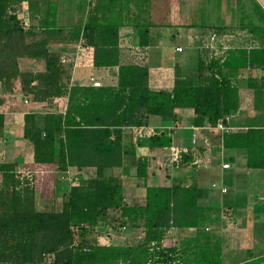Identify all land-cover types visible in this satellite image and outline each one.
I'll use <instances>...</instances> for the list:
<instances>
[{"label":"trees","instance_id":"1","mask_svg":"<svg viewBox=\"0 0 264 264\" xmlns=\"http://www.w3.org/2000/svg\"><path fill=\"white\" fill-rule=\"evenodd\" d=\"M132 2L137 0H89L81 24L58 28L39 11L23 24L22 11L32 0H0V87L16 92L30 107L21 116V137L31 145L32 167L63 176L73 168L76 177L60 199L50 195L37 205L35 180L17 162L0 161V264H221L217 244L199 243L197 233L208 230L203 223L210 209L198 204L193 183L177 176L167 184H146L147 155L130 164L133 184L118 172L125 145L137 129L151 117L167 118L173 125L183 111L192 118L189 125L213 142L212 150L222 148L227 160L233 152H243L245 167L264 169V119L229 123L238 111L236 85L264 89V12L255 3V22L243 23L235 13L230 17L228 31L248 24L244 29L256 43L246 47L217 39L227 25L207 15L202 0L194 14L161 17L156 23L149 16L148 0H141V13H135ZM138 26L193 28L199 41L206 35L190 79L174 82L170 90H155L149 87L146 65L119 63L121 28ZM77 44L85 50L75 52ZM64 54L71 59L62 62ZM76 65L91 70L116 66V74L106 81L96 77L98 86L70 83L69 72ZM48 100L59 107H47ZM219 121L229 129L216 130ZM170 127H150V150L162 151L173 143ZM201 143L187 146L180 170L193 166L194 149L202 151ZM109 212L118 213L112 223ZM115 227L140 228V241L110 243ZM181 229L194 233L183 238ZM248 250V258L229 264H264V251Z\"/></svg>","mask_w":264,"mask_h":264},{"label":"crops","instance_id":"2","mask_svg":"<svg viewBox=\"0 0 264 264\" xmlns=\"http://www.w3.org/2000/svg\"><path fill=\"white\" fill-rule=\"evenodd\" d=\"M180 1H183V3L180 4ZM199 1L201 0H148V8L150 9L149 16L151 17V19L154 18L155 20L153 19L154 20L153 22L156 23V22H160L161 17L169 18L172 16L194 14L196 10L195 7L199 3ZM202 1L203 2L207 1V3L205 4V6H203V8L206 10H209V16L212 18H217L219 23L223 25H227V27L228 25H230L228 23L230 22V17H232V15L234 16V13L235 15H239V13H241L244 9L246 11L254 12L255 3H257L264 12V0H244V3H245L244 7L241 5H237L236 3H233V0H202ZM133 3L134 2H132V4ZM140 4H141V0H137V2L133 4L134 5L133 10H135V13H141L142 7L140 6ZM156 10L157 12H155ZM160 10H162V12L166 14L160 15L161 13ZM242 20H244V18ZM228 33L231 39L232 37H234V40L233 42L226 43L227 45L247 47V46L252 45L253 43H256V39H254L249 32L247 34L245 33L246 35H244L243 37L237 40H236V36H237L236 32L232 33L228 31ZM196 35L197 33L193 28L176 27V28L170 29V26H165V27L139 26L137 28L136 27L135 28L134 27L133 28L123 27L121 28L120 40H119L120 41L119 63L134 62L140 65L148 66L147 63H151L152 61L153 62L164 61V63L167 66L161 67L159 69L161 71V74L158 75L157 78L151 79V82L148 76V83L151 89L169 90L172 87L171 86L168 89V87L171 84H173L174 82L178 80H184L188 78L190 79V74L193 73V68L195 65L193 66V59L191 55L189 54V51L190 50L193 51L192 48L194 47L196 49L195 52H197V56H198L199 45L203 46L204 41L205 40L207 41L206 35H202V37H200L201 38L200 41L195 38ZM187 40L189 42L191 41V44H189ZM178 43L182 45L184 44V45L180 46ZM164 44L166 46H163ZM163 47H167L170 53L171 52L180 53V56H177L175 57V59H172V60L168 59L167 55L161 50L163 49ZM176 47H180V50L176 51L175 50ZM186 53H188V55ZM249 72L251 73V75H255L254 71H249ZM92 73H93L92 76L94 77V79H96V77H100L106 81L108 79H112L115 76L116 66L94 70V72ZM167 74L170 75V79L164 82V76L166 77ZM74 80H78L82 84L88 83L87 79L81 80V78H79V79H74ZM247 90L248 88L240 87V94L247 95ZM15 93L5 90L2 86L0 87V161H5V160L15 161L18 163L19 165L18 169L20 171H24V169H26L25 170L26 172V171H29L30 169L34 174H36L35 177L39 176L40 180H42L43 177H47V179L49 178L48 183H50V188H51L50 192L55 197V195L57 196L59 193H61L63 189H65L66 186L69 185V183L64 184V182L61 179V173L58 174V172L53 171V170H48L43 166L32 167L34 166V164H32L31 162V158H32L31 157V145L29 144L28 141L24 140L21 137V116L24 111L30 110V107L28 104L24 103L23 100H21L17 96V93L15 95L16 97L14 96L13 98V95ZM244 99L245 97L243 98L242 102H244ZM246 101H247L248 107H244L239 110L245 111L246 108H249V107L251 108V106H253L249 104L247 98H246ZM178 114L179 115H178L177 121H180L179 120L180 116H183L188 126L187 125L183 126L182 129H178L176 132L174 131L170 132L171 141L174 144L189 146L188 140H189L191 132H195L197 134V139H198L197 142L199 144H202L201 142L203 140H205L206 142H209V145H208L209 147L207 146L206 149L202 148V151L201 150L195 151L194 149V153L196 155L195 158L197 159V162L194 166L186 168L185 170H182L181 174L175 173L172 175V177H177V176L183 177L184 178L183 182L185 184L193 183L196 186V188H198L200 186V182L204 180L203 178L205 177V179H207L209 177L210 172L214 169V167L218 168V164L220 160L222 161L224 160L225 158L224 152L222 148L220 147L218 151L212 150L211 145H213L212 144L213 142H211L207 134H203L200 131V128H197V126L189 125L192 118L188 116L187 112L183 111V112H179ZM149 121L151 122L148 125L142 126L143 128L141 129H147L150 127H157V126L167 128L171 125L167 121L162 122L161 119L156 118V117L155 118L151 117ZM229 123L231 124L230 121ZM237 125H241V124L237 122ZM191 127H196L197 129L194 131ZM188 128L192 129L193 131L191 130L189 135H185L184 132ZM178 133H180V135H176ZM146 139L147 137L143 139L141 137H137V139H134L132 136L131 139L125 145L126 153L124 155L123 167H121V169L118 172V175H120L122 179L123 178L127 179L128 170L133 169V167H130L131 166L130 164H133L135 157L139 155L141 156L147 155L145 159L147 160L148 163H150L153 159L154 160L160 159L159 156L163 153V151L150 150L147 146ZM223 162L229 163V167L223 168V169H229L231 165L233 164L232 173H231L232 176H236L238 180H242L243 184L247 183L248 187L252 188L249 190L254 191L255 189V191L260 190L264 192L261 189V187L264 188V169H257L256 171H250V169H253V168L249 169L245 167L243 152L235 151L231 154L230 160L226 159ZM214 163H217V164L214 165ZM67 170L69 172H73V168L72 169L69 168ZM126 170H127V173H126ZM184 171L186 173H184ZM237 172H238V175H236ZM147 175L148 174H146L144 181H146ZM234 180L228 179L226 181L228 184L222 183L220 186V187L224 186L226 188V191L223 193L224 194L228 193L229 199L223 198L221 204L219 203L221 207L220 209L221 212H219L218 217H220L221 220L226 221L225 215L229 217V215L232 214L234 216L233 218L235 221L239 220V223L236 226V230H237L239 225L241 226L248 225L249 227L252 226V223L254 222L253 218L254 216H257V215L254 212V210L251 211V209H253L252 206L254 205L252 204V202L249 204H246L245 202L239 200V191H237V186H234ZM44 192H45V189H44ZM219 193H222V192H220L219 190ZM199 195H201L200 199L201 198L205 199L207 195H210V194L202 191ZM206 199L208 200V198ZM197 201H198V198H197ZM205 205L210 208L212 207V203L209 204V200L208 202H206ZM251 239H252L251 244L247 246L245 249H249L251 254L252 253L253 254L262 253L264 250H261L259 247L261 243V238L259 236L254 235L252 236ZM239 255H242V254L239 253Z\"/></svg>","mask_w":264,"mask_h":264},{"label":"rangeland","instance_id":"3","mask_svg":"<svg viewBox=\"0 0 264 264\" xmlns=\"http://www.w3.org/2000/svg\"><path fill=\"white\" fill-rule=\"evenodd\" d=\"M32 1L33 3H29V6L27 4V8H26V5L24 6L26 11L25 10L22 11L23 24L27 23L28 16L35 18L34 13L36 11H39L38 14L40 17L48 16L50 23H53V25L58 28L73 27V26L81 24L82 20L85 17L86 9L88 8V4H89V0H39V2H37V0H32ZM204 3L206 4L207 1H204ZM233 3H236L237 5H241L243 7L245 6L244 0H233ZM155 12H157V10ZM160 12H161L160 15L166 14V13H163L162 10H160ZM206 13L207 15H209V10H206ZM239 15H241V17L244 18L243 23L249 20H252V21L256 20L255 12L246 11L245 9L241 13H239ZM34 18L31 19L32 23H36L37 21ZM166 18L168 19V17ZM247 25L248 24L242 25V27L235 28V30H233L234 32L237 33L236 40L240 39L241 37H243L244 35L248 33L247 30L244 29V27ZM229 29L230 28L227 27L226 28L227 32L222 33L217 38V39H226V41L222 40L223 44L233 42L234 40V37H232L231 39L228 33ZM233 31L230 30L229 32H233ZM187 42L189 41L187 40ZM178 44L180 46L184 45L180 43ZM189 44H191V41L189 42ZM163 46H166V45L164 44ZM192 49L193 51L190 50L189 54L191 55L193 59V66H194L197 60L196 59L197 52H195L196 49L194 47ZM161 50L167 55V58L170 60L175 59V57L177 56H180V53H172V52L170 53L167 47H163V49ZM186 54L188 55V53ZM69 59L71 58H68V61ZM130 63H134V62H130ZM134 64H138V63H134ZM147 65H148L147 70H148V76L150 78V82H151V79L157 78V76L161 74V71L159 70L161 67L167 66L164 63V61H161V62L152 61L151 63H147ZM92 72H94V70H91L90 68L76 65L75 68L73 70L71 69V72H69L71 76V79L69 82L71 83V81H73L74 79H79V78H81V80L88 79V77L93 75ZM248 74L251 75L250 72ZM233 75L236 78L239 77V73L237 71L234 72ZM169 79H170V75L167 74L166 77L164 76V82ZM171 86L172 84L168 87V89ZM236 86H238L237 101H238V107L239 105L240 107L238 108L237 113H233L231 117V124L234 126H238L237 122L240 124L241 123H246V124L261 123L259 118L264 119V89L258 90V89L250 88L247 90V95L245 94L241 95L239 85H236ZM244 97H245L244 102H242ZM19 98L22 100L21 96ZM246 98L248 99L249 104L253 106H251V108L250 107L246 108L245 111L239 110L241 108L248 107ZM46 105L47 107L48 106L53 107L54 103L52 100L51 101L48 100ZM54 106H56V109L59 107L57 105H54ZM164 120H166L167 122H170L169 119L167 118L162 119L161 121L163 122ZM179 120L180 121H177V125H175L176 122H174L173 125H170L171 126L169 129L170 132L171 131L176 132L178 129H182L183 126H186V125L188 126L183 116H180ZM191 130L192 129L190 128L185 130L184 132L185 135H189ZM150 133H151V129L147 128V129H141L138 134H140V137L143 139L147 137ZM176 135H180V133ZM133 138H136V135L134 133H133ZM208 145H209V142H207V144H204V148L206 149ZM162 151L163 153L159 156L160 157L159 160L153 159L150 163H148V167H149L147 170L148 175H147V179L145 182L149 185H162V184L170 183L173 174L175 173L181 174L182 170L177 169L179 165L169 162V154H168L167 148L165 147ZM224 160H226V157L224 158ZM223 161L220 160L218 164V168L214 167V169L210 172L209 177L207 179H205L204 177L203 178L204 180L200 182V186L197 188L198 196H199L197 202H199V204H201L202 206L203 205L206 206L205 204L206 202H208V200H209V204L212 203L211 208L206 206L210 209V216H208V218L206 219V222L203 223V226H207L208 230L203 228L204 230H202V232L201 231L198 232L197 235H199L200 237L198 238L200 244H205L206 246L208 244L216 246L217 244L219 246V255L221 258V264H229L231 262H234L235 260L238 261V259L243 260V259L248 258L247 254L245 253L247 252V249L245 248L251 244V240H252L251 238L254 235L259 236L261 238V243L259 247L261 250H264V197H263L264 192L260 190H258L259 191L258 192V191H255V189L254 191L249 190L252 188H249L247 183L243 184L242 180H238L236 176H232L231 173H232L233 164L231 165L229 169H223L220 167V164ZM215 164L217 163H214V165ZM25 170L26 169H24L23 172H25ZM127 170H126V173H127ZM256 170L257 169H250V171H256ZM26 172L29 176L32 177L31 180L33 181L35 180L33 184L35 185V192H36V196L38 197V198L36 197V201H37V205H41V201L45 200L44 198H46L47 196L53 195L50 192L51 191L50 183H48L49 178L47 179V177H43V179L40 180L39 176L35 177L36 174H34L30 169L29 171H26ZM73 173L74 171L73 172L68 171L69 176L72 175ZM184 173L186 172L184 171ZM133 174H134V168L131 170L129 169L127 173L128 177L127 179L125 178V181L127 182V184L134 183L135 180L133 179L134 177H132ZM236 175H238V172L236 173ZM61 179L64 182V184H68L70 182L68 178L63 175L61 176ZM228 179H232V180L235 179L234 186H237V191H239L240 201H243L246 204H249L252 202V204L255 205V206L254 205L252 206L253 209H251V211L254 210L257 216H254L253 218L254 222L252 223V226L250 227L248 225L246 226L239 225L238 229L236 230V226L239 223V220L235 221L233 218L234 216L232 214H230L229 217L225 215L226 221L221 220L220 217H218L219 212H221L220 204L223 198H228V193L227 194L219 193V187L221 186L222 183L228 184L226 182ZM211 183H215L217 186L215 188L211 187L210 185ZM44 189H45V192H44ZM261 189L264 191L263 187H261ZM202 191L210 194V195H207L206 197L208 198V200L206 198L200 199L201 195L199 194ZM59 197H60V193L57 196L55 195L54 198L60 199ZM116 214L118 213L115 212L111 214V212H109V217L111 215L109 219L110 223H112ZM117 228L118 227L114 228L117 231V232H114L115 235L110 236V243L115 244V245H124V244H135L140 241V236H141L140 228H130V227L127 228L126 227L127 229H123V230L122 228L120 230ZM102 233L108 234L106 231H103ZM193 233H194V230L192 229H185V230L181 229L179 232L180 236L183 238L192 237ZM172 235H173V238H175L176 234H172ZM197 252L198 251H195V253ZM239 253H241L242 255H238Z\"/></svg>","mask_w":264,"mask_h":264},{"label":"built area","instance_id":"4","mask_svg":"<svg viewBox=\"0 0 264 264\" xmlns=\"http://www.w3.org/2000/svg\"><path fill=\"white\" fill-rule=\"evenodd\" d=\"M208 39H209L210 45H212V41L214 40V34L211 33L208 36ZM223 48H224V46H223ZM75 49H76L75 52H77V51L83 52L85 50V47H81L79 44H77L75 46ZM175 50L179 51L180 47H176ZM68 57L69 56H67V54H64V56L62 55L61 56V61L62 62L68 61ZM87 80H88L89 84H91L92 86H98L99 85V81L94 79L93 76L88 77ZM224 120L227 121V117H225ZM175 125H177V123ZM191 128L194 131L197 129L196 127H191ZM215 129L218 130V131H227L229 129V127H227L223 122L219 121V122L216 123ZM140 130H141V128L137 129L135 131V133H134L137 137H140V134H138L140 132ZM203 142H204V144H207V142L205 140H203ZM196 143H197L196 133L195 132H191L190 137H189V145L194 147V145ZM166 148H167L168 154H169V162L170 163H175V164L179 163V160L181 158V154L187 153L188 149H189L187 146L175 145V144H172V143L169 144L168 146H166ZM196 162H197V159H194L193 161H191L192 164H196ZM220 166H221V168H228L229 164L227 162H222L220 164ZM24 173H27V172H24ZM64 176L67 177L69 181H71L72 178L76 179V177H74L75 176L74 174H72L70 176L68 175V170H66V174ZM210 185H211V187H214V188L217 186L215 183H211ZM219 190H220V192L223 193V192L226 191V188L224 186L223 187H219ZM151 244H153V242H151ZM146 264H151V262L148 261Z\"/></svg>","mask_w":264,"mask_h":264},{"label":"clouds","instance_id":"5","mask_svg":"<svg viewBox=\"0 0 264 264\" xmlns=\"http://www.w3.org/2000/svg\"><path fill=\"white\" fill-rule=\"evenodd\" d=\"M151 133H152V131H151ZM151 133H150V134H151ZM150 134H149V135H150ZM149 135H148V136H149ZM132 136H133V134H132ZM148 136H147V137H148ZM136 138H137V136H136ZM134 139H135V138H134ZM170 144H171V143H170ZM193 165H195V164H193ZM61 176H62V175H61Z\"/></svg>","mask_w":264,"mask_h":264},{"label":"water","instance_id":"6","mask_svg":"<svg viewBox=\"0 0 264 264\" xmlns=\"http://www.w3.org/2000/svg\"><path fill=\"white\" fill-rule=\"evenodd\" d=\"M231 111V113H232V110H230Z\"/></svg>","mask_w":264,"mask_h":264}]
</instances>
